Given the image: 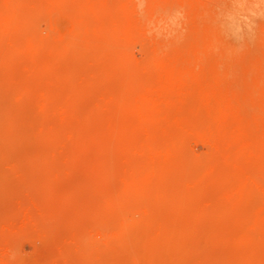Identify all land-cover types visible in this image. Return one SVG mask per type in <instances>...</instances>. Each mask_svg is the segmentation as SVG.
I'll list each match as a JSON object with an SVG mask.
<instances>
[{
  "label": "rangeland",
  "instance_id": "obj_1",
  "mask_svg": "<svg viewBox=\"0 0 264 264\" xmlns=\"http://www.w3.org/2000/svg\"><path fill=\"white\" fill-rule=\"evenodd\" d=\"M0 264H264V0H0Z\"/></svg>",
  "mask_w": 264,
  "mask_h": 264
},
{
  "label": "bare ground",
  "instance_id": "obj_2",
  "mask_svg": "<svg viewBox=\"0 0 264 264\" xmlns=\"http://www.w3.org/2000/svg\"><path fill=\"white\" fill-rule=\"evenodd\" d=\"M222 5V4H221ZM219 6V5H218ZM168 8V7H167ZM167 8L165 9L166 10V12H168V13H170L168 10H167ZM170 8V7H169ZM220 8H221V6H220ZM169 10H171V9H169ZM224 10H226V9H224ZM171 12H172V10H171ZM174 13V12H173ZM233 13V12H232ZM167 14V13H166ZM171 14V13H170ZM174 15H176V14H174ZM169 17V16H168ZM173 17V16H172ZM167 20H169L168 18H167ZM241 20H242V18H241ZM175 21V20H174ZM173 21V22H174ZM172 22V21H171ZM173 26V25H172Z\"/></svg>",
  "mask_w": 264,
  "mask_h": 264
}]
</instances>
